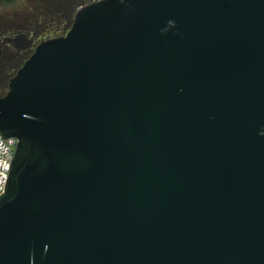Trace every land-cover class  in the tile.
<instances>
[{"label": "water", "instance_id": "water-1", "mask_svg": "<svg viewBox=\"0 0 264 264\" xmlns=\"http://www.w3.org/2000/svg\"><path fill=\"white\" fill-rule=\"evenodd\" d=\"M0 134V264H264V0L81 5Z\"/></svg>", "mask_w": 264, "mask_h": 264}, {"label": "flooded vegetation", "instance_id": "flooded-vegetation-1", "mask_svg": "<svg viewBox=\"0 0 264 264\" xmlns=\"http://www.w3.org/2000/svg\"><path fill=\"white\" fill-rule=\"evenodd\" d=\"M88 1V0H86ZM59 20L44 21L35 20L31 22L28 18H17L13 23L0 22V96L6 93L13 73L23 59L27 60L28 54L35 50V39L44 31L54 33L56 37L65 35L74 20L77 9V0H60ZM56 3V4H58ZM23 17V15L21 16ZM32 52V53H33ZM28 56V57H27Z\"/></svg>", "mask_w": 264, "mask_h": 264}, {"label": "rangeland", "instance_id": "rangeland-1", "mask_svg": "<svg viewBox=\"0 0 264 264\" xmlns=\"http://www.w3.org/2000/svg\"><path fill=\"white\" fill-rule=\"evenodd\" d=\"M93 0H77V8L81 4H86ZM60 0H1L0 1V22H15L17 18L29 19L31 22L35 20H40L42 23L44 21H57L59 20L58 12L60 11ZM58 3V4H56ZM23 15V17H21ZM73 20L69 26L71 28ZM67 30V32L69 31ZM56 37L54 33L44 31L39 37L35 39V44ZM33 50L28 54L30 56ZM27 56V57H28ZM26 59V58H25ZM23 59L21 63L14 68L13 73H17L18 69L26 61ZM8 88L5 89L7 92Z\"/></svg>", "mask_w": 264, "mask_h": 264}, {"label": "built area", "instance_id": "built-area-1", "mask_svg": "<svg viewBox=\"0 0 264 264\" xmlns=\"http://www.w3.org/2000/svg\"><path fill=\"white\" fill-rule=\"evenodd\" d=\"M18 144L16 137H3L0 134V197L6 190L10 177V169Z\"/></svg>", "mask_w": 264, "mask_h": 264}, {"label": "trees", "instance_id": "trees-1", "mask_svg": "<svg viewBox=\"0 0 264 264\" xmlns=\"http://www.w3.org/2000/svg\"><path fill=\"white\" fill-rule=\"evenodd\" d=\"M1 1V0H0Z\"/></svg>", "mask_w": 264, "mask_h": 264}]
</instances>
